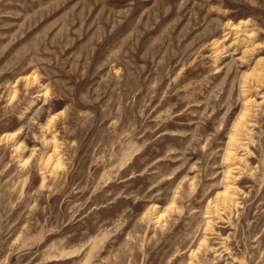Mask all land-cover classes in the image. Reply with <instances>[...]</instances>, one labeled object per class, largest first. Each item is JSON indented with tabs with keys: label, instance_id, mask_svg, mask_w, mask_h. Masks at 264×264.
I'll use <instances>...</instances> for the list:
<instances>
[{
	"label": "rangeland",
	"instance_id": "1",
	"mask_svg": "<svg viewBox=\"0 0 264 264\" xmlns=\"http://www.w3.org/2000/svg\"><path fill=\"white\" fill-rule=\"evenodd\" d=\"M0 264H264V0H0Z\"/></svg>",
	"mask_w": 264,
	"mask_h": 264
}]
</instances>
